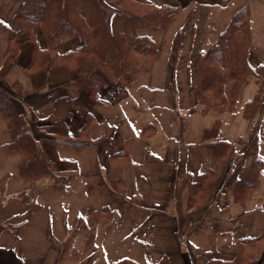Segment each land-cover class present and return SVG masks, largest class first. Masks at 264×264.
I'll return each mask as SVG.
<instances>
[{"label": "crops", "instance_id": "1", "mask_svg": "<svg viewBox=\"0 0 264 264\" xmlns=\"http://www.w3.org/2000/svg\"><path fill=\"white\" fill-rule=\"evenodd\" d=\"M22 1L0 0V87L67 178L21 173L19 154L4 151L11 136L0 113V264H224L240 252L239 239L264 232V100L244 116L245 103L264 96V0H152L178 5L165 28L143 31L156 43L155 58L109 80L96 97L78 82L91 69L64 61L78 36L49 47L41 23L13 19ZM245 5L257 74L230 109H207L196 95L198 56ZM12 31L18 55L3 70ZM217 120L216 135L206 136ZM84 126L94 145L50 141L78 137ZM255 136L263 167L240 202L231 183L253 157ZM216 140L231 142L232 157L217 158ZM207 170L217 174L213 194L189 206V182ZM246 264H264V237Z\"/></svg>", "mask_w": 264, "mask_h": 264}, {"label": "trees", "instance_id": "2", "mask_svg": "<svg viewBox=\"0 0 264 264\" xmlns=\"http://www.w3.org/2000/svg\"><path fill=\"white\" fill-rule=\"evenodd\" d=\"M178 5L155 3L152 0H23L13 14L16 21L41 23L42 33L49 47L57 45L65 34H74L81 41L79 47L69 51L64 61L77 72L91 69L78 79L89 86L96 97L100 86L107 84L129 71L134 66L149 65L155 58V41L143 31L152 28H165L176 13ZM7 50L3 70L14 64L19 44L12 40ZM251 28L249 8L245 5L233 13L226 27L216 40L201 51L196 62V95L205 108L220 111L233 106L241 84L249 74H257L248 60ZM173 42L172 50L176 49ZM48 59L43 53L41 63ZM264 73V66L260 67ZM7 90L0 89V113L3 115L11 139L4 145L6 153L16 152L20 156L19 171L33 179L49 178L63 184L67 174L59 172L42 145L28 130V117L16 108ZM264 96L255 94L244 106V116L249 118L257 105L263 104ZM219 126L205 130V135L215 134ZM86 126L78 137L52 139L53 143L64 145H94L95 141L86 138ZM217 158L232 157L234 148L231 142L216 140ZM254 155L244 172L235 176L231 186L234 198L244 201L255 187V179L261 173L263 161L258 156V137L249 143ZM217 182L215 171L207 170L189 182V206L208 200ZM199 202V203H198ZM264 232L255 237L239 239L240 252L228 263L246 264L254 255L257 242ZM160 264V263H159Z\"/></svg>", "mask_w": 264, "mask_h": 264}, {"label": "rangeland", "instance_id": "3", "mask_svg": "<svg viewBox=\"0 0 264 264\" xmlns=\"http://www.w3.org/2000/svg\"><path fill=\"white\" fill-rule=\"evenodd\" d=\"M159 29V28H156ZM171 64H173V61L171 62ZM0 89H2L0 87ZM10 89H14V88H10ZM176 89H180L179 86L176 87ZM173 113H175L176 116H180L181 115V111L180 110H175Z\"/></svg>", "mask_w": 264, "mask_h": 264}]
</instances>
